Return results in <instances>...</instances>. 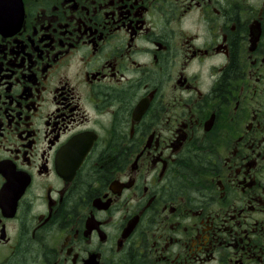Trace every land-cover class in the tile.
Here are the masks:
<instances>
[{"label": "flooded vegetation", "instance_id": "1", "mask_svg": "<svg viewBox=\"0 0 264 264\" xmlns=\"http://www.w3.org/2000/svg\"><path fill=\"white\" fill-rule=\"evenodd\" d=\"M0 264H264V0H0Z\"/></svg>", "mask_w": 264, "mask_h": 264}]
</instances>
